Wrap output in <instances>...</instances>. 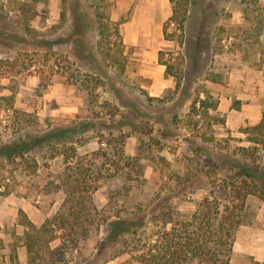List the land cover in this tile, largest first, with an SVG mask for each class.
<instances>
[{
	"label": "rangeland",
	"instance_id": "1",
	"mask_svg": "<svg viewBox=\"0 0 264 264\" xmlns=\"http://www.w3.org/2000/svg\"><path fill=\"white\" fill-rule=\"evenodd\" d=\"M187 1L179 43L163 34L169 0H0V145L57 135L52 145L0 159V264H29L28 221L45 224L40 264H141L135 255L151 231L190 219L205 196L228 201L204 173L225 168L189 143L229 156L250 145L243 129L264 113V0ZM108 14L124 19L123 69L99 50L98 18ZM162 76L170 85L155 96L149 87ZM206 93L217 108L191 114L192 100ZM160 116L165 124L155 121ZM141 120L145 132L135 127ZM251 163L264 172V151ZM70 166L86 169L83 193L95 216L73 230L58 219L68 211L62 178ZM261 189L247 198L230 264H264V183ZM164 197L171 212L158 220L153 207ZM142 215L156 218L125 232Z\"/></svg>",
	"mask_w": 264,
	"mask_h": 264
},
{
	"label": "trees",
	"instance_id": "2",
	"mask_svg": "<svg viewBox=\"0 0 264 264\" xmlns=\"http://www.w3.org/2000/svg\"><path fill=\"white\" fill-rule=\"evenodd\" d=\"M169 1L172 5V14L163 25V34L166 39H177L179 43H182L188 1ZM123 22V18L113 20L109 14L98 18L99 50L105 58L121 69L124 66L118 54L122 55L120 49L124 44L120 30V25ZM171 24H173V30L169 31ZM111 35L116 36L117 40H108ZM114 51L116 52L114 53ZM163 64L167 65L165 74H168L169 65L167 62H163ZM147 96L149 102L159 98L150 96L148 93ZM209 96V93H206L205 98L195 97L190 105L191 114H199L201 109H205V112L211 108L216 109L217 102L209 103ZM138 113L144 117V113L139 109ZM147 115L145 114V117ZM155 121L165 124L163 116L155 118ZM135 127L145 132L147 125L141 120L135 124ZM151 130H149L150 133ZM149 132L148 134H150ZM243 132L246 134V139L250 145L239 147L238 151H234L231 156L225 153H210L211 151L209 152L204 143L200 144L195 141L189 143L192 151L197 155L201 153L214 155L225 168V171H219L216 168L208 167L204 173L212 183L224 188V191L228 193V195L226 194L228 201L220 203L219 197L210 198L205 196L190 219H175L171 221L170 227L164 225L155 231H151L135 255L141 264H190L194 260L203 264H230L235 234L242 222V213L247 198L252 194L259 196L263 194L261 183H264V172L257 165L252 164L251 161H256L259 148L264 151V113L257 124L246 127ZM56 136V131H50L39 137H31L27 134L19 140L12 141L4 146L0 145V159L1 157H10L12 154L28 153L43 141L52 145V139ZM202 140L212 142L206 137ZM142 141L144 139L141 138V143ZM72 151L74 154L77 153L75 148ZM52 156L54 155L52 154ZM85 173L86 169L81 166L65 168L62 183L67 195L68 211L67 214L63 213L58 218L65 229L68 228V225L71 230L76 226L84 227V222L93 224L95 220L93 213L87 211L86 199L90 197L83 193L88 188L83 185L86 180ZM183 183L184 181H182ZM221 204L223 205L221 206ZM153 208L159 209L158 220L171 212V206H169V202L166 201L165 197ZM155 218V216L146 218L145 215L133 217L128 220V228L125 232H137V227H144L147 222L154 221ZM26 225L25 245L28 263L40 264L37 261L38 258H41L37 251V248L39 251L41 249L38 244V235L46 230L45 224L43 223L41 227H37L31 221H28ZM111 237L116 239L114 235H111ZM16 256V254H13L11 257L15 258ZM116 256L117 253L113 254L111 258ZM256 264H259V262L256 261Z\"/></svg>",
	"mask_w": 264,
	"mask_h": 264
},
{
	"label": "crops",
	"instance_id": "3",
	"mask_svg": "<svg viewBox=\"0 0 264 264\" xmlns=\"http://www.w3.org/2000/svg\"><path fill=\"white\" fill-rule=\"evenodd\" d=\"M159 68H162V67H159ZM159 70H163V69H159ZM259 71L261 72L259 75L263 76V78L261 80H259V85L261 86V89L264 90V61H263L262 67L259 68ZM161 73H163V72H161ZM254 80H255L254 78L251 79V85H254V82H255ZM158 82H160V78L154 79L152 85L149 87L151 94H154L155 96H158L159 93H161L164 88H166L170 85V79L166 78L165 76H162V83H158ZM251 88H254L251 90V100H253V101L255 100L256 103L254 105H256V107L260 106L262 99H259L260 97L256 94V90H255L256 84L254 87L251 86ZM261 118L262 117L260 115H257L255 122H253V123L254 124L258 123ZM3 240L5 241L7 239L5 237H3ZM25 258H26V256L23 257V259H25ZM23 263L24 262H21V264H23Z\"/></svg>",
	"mask_w": 264,
	"mask_h": 264
}]
</instances>
